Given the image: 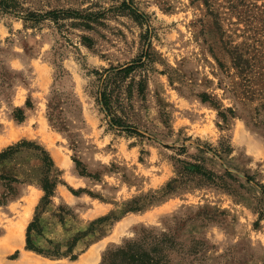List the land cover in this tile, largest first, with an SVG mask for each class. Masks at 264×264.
<instances>
[{"label":"rangeland","instance_id":"1","mask_svg":"<svg viewBox=\"0 0 264 264\" xmlns=\"http://www.w3.org/2000/svg\"><path fill=\"white\" fill-rule=\"evenodd\" d=\"M16 1L78 16L0 13V153L53 162L0 160V264H264V0Z\"/></svg>","mask_w":264,"mask_h":264},{"label":"trees","instance_id":"2","mask_svg":"<svg viewBox=\"0 0 264 264\" xmlns=\"http://www.w3.org/2000/svg\"><path fill=\"white\" fill-rule=\"evenodd\" d=\"M22 12H23L22 8L19 7V4L17 3L16 0H0V13L9 14V15H12L13 17H17V18H22L25 21H35L36 22V21H38L42 18H45V17H52L55 19L57 17L56 15L58 13H61L62 15H65L67 17H77L78 16L76 13L71 12V11H60V12L50 11V12H47L44 15H40V16L37 14H34L32 12H28L26 14H23ZM144 57L138 58L133 64L127 65L124 68H120V69L112 68L109 70H105L106 75H103L98 70H93L92 72L94 73V75L98 76L99 81L103 84V82L105 80L109 79V76H110L109 72L114 74L112 76L122 75L123 77H125L136 66L137 67L138 66H146L147 63L144 60ZM97 100L100 102L102 107L105 108V110L107 112L106 115L111 116L112 113L110 110V99H109L106 91H104V90L99 91L97 93ZM16 111H17L16 112L17 113V117H16L17 120H22V111L20 109H17ZM118 120L119 119L117 117L112 115L110 117V126L112 128L115 126L116 127L123 126V125H121L120 121H118ZM27 147L33 148L34 150H37L40 152V154L43 156L42 162H43L44 170L48 174L51 171V169L53 168V162H52L49 154L40 146L35 145L34 143H30L28 141H20V142L14 144L12 146H9L6 150H4L3 152L0 153V160H5V159L9 158L10 156L14 155L15 153H18L19 151H21L22 148H27ZM195 172L204 176L203 171H200L198 169V167H196ZM10 181L17 182L16 179H10ZM41 186H42V190L44 192V196L41 200V204L46 205L49 202V197L53 194L55 182L53 180H50L47 177H45L42 180ZM32 230H35L37 233L41 232L40 227L38 225V217L37 216L35 217L34 221L28 225L26 248L29 250L36 251V252H41L40 248L35 247L30 242L29 233ZM126 248L133 249V251L128 250L126 252H123L124 250H122L119 252L123 253L128 264H165V262H166L162 258L157 257V255L154 253L151 254L149 251L144 253V252H140L137 249H134V245H128ZM51 255H53V253Z\"/></svg>","mask_w":264,"mask_h":264},{"label":"bare ground","instance_id":"3","mask_svg":"<svg viewBox=\"0 0 264 264\" xmlns=\"http://www.w3.org/2000/svg\"><path fill=\"white\" fill-rule=\"evenodd\" d=\"M31 204H32V201H28L27 202V205L25 207V212L23 214L24 218H26L27 214L30 212V210H31ZM23 227H24L23 223H18V224H16L13 227L12 232H14V233H20L21 234V232H22L21 230L23 229Z\"/></svg>","mask_w":264,"mask_h":264}]
</instances>
